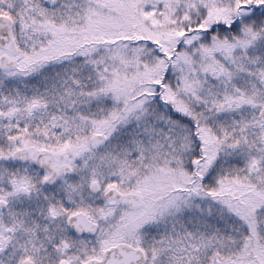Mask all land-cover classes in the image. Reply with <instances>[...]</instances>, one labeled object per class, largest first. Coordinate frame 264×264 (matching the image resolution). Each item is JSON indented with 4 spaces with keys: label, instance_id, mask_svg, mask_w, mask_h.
Listing matches in <instances>:
<instances>
[{
    "label": "snow or ice",
    "instance_id": "obj_1",
    "mask_svg": "<svg viewBox=\"0 0 264 264\" xmlns=\"http://www.w3.org/2000/svg\"><path fill=\"white\" fill-rule=\"evenodd\" d=\"M0 264H264V0H0Z\"/></svg>",
    "mask_w": 264,
    "mask_h": 264
}]
</instances>
